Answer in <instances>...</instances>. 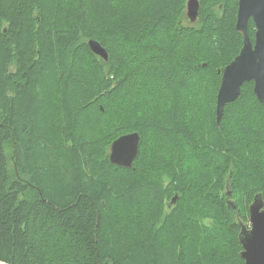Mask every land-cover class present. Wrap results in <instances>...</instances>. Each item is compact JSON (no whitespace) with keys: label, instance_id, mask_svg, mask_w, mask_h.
Returning a JSON list of instances; mask_svg holds the SVG:
<instances>
[{"label":"trees","instance_id":"16d2710c","mask_svg":"<svg viewBox=\"0 0 264 264\" xmlns=\"http://www.w3.org/2000/svg\"><path fill=\"white\" fill-rule=\"evenodd\" d=\"M198 2L0 0V264H245L264 104L245 82L216 122L238 0Z\"/></svg>","mask_w":264,"mask_h":264},{"label":"water","instance_id":"95a60500","mask_svg":"<svg viewBox=\"0 0 264 264\" xmlns=\"http://www.w3.org/2000/svg\"><path fill=\"white\" fill-rule=\"evenodd\" d=\"M237 5L235 28L242 36V46L221 72L215 104L217 123L223 115L225 104L238 97L245 82L253 83L256 99L264 104V0H238ZM198 12V0H186V17L191 23L196 21ZM250 19L255 28L253 42L247 31ZM87 44L93 54L107 60V51L98 41L90 39ZM139 141L137 132L126 133L113 140L108 154L110 163L130 168L138 155ZM175 199L176 195L171 202ZM248 212L247 223L238 221L239 256L245 264H264V208L260 192L254 195Z\"/></svg>","mask_w":264,"mask_h":264},{"label":"rangeland","instance_id":"374dc122","mask_svg":"<svg viewBox=\"0 0 264 264\" xmlns=\"http://www.w3.org/2000/svg\"><path fill=\"white\" fill-rule=\"evenodd\" d=\"M185 11H186V7H185ZM185 16H186V12H185ZM186 18H187V17H186ZM187 20H188V19H187ZM194 22H195V21H194ZM194 22H193V23H194ZM190 23H191V22H190Z\"/></svg>","mask_w":264,"mask_h":264},{"label":"bare ground","instance_id":"6f19581e","mask_svg":"<svg viewBox=\"0 0 264 264\" xmlns=\"http://www.w3.org/2000/svg\"><path fill=\"white\" fill-rule=\"evenodd\" d=\"M172 203V202H171Z\"/></svg>","mask_w":264,"mask_h":264}]
</instances>
